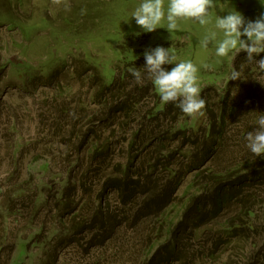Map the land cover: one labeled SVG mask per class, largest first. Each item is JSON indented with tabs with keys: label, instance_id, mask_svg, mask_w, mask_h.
<instances>
[{
	"label": "rangeland",
	"instance_id": "obj_1",
	"mask_svg": "<svg viewBox=\"0 0 264 264\" xmlns=\"http://www.w3.org/2000/svg\"><path fill=\"white\" fill-rule=\"evenodd\" d=\"M143 2L0 0V264H147L172 240L176 254L160 264H264L263 176L241 188L253 207L249 217L238 203H229L195 233L176 229L189 199L208 182L209 170L245 174L246 163L256 169L264 165V156H254L246 146L247 133L256 130L264 113V71L247 56L235 68V50L216 54L224 38L216 18L236 10L255 21L264 14V0H213L209 23L178 19L171 33L166 29L170 0H164L165 18L152 33L132 17ZM213 33L215 39L204 47L201 41ZM157 46L172 48L178 60L197 67L207 109L178 121L175 127L194 132L165 142L177 154L159 167L150 199L137 188L129 194L132 202L122 204L112 181L127 172L134 178L152 163L153 148L145 152L142 141L130 146L140 114L156 101L158 109L165 104L157 93L130 117L113 116L112 127L104 126L99 79L104 75L113 82L121 68ZM234 69L241 76L231 81ZM222 111L227 112L222 141L214 153L196 159L213 116ZM157 124L160 129L174 125L163 119ZM90 130L103 143L110 140L111 149L93 155L100 140L86 142ZM184 146L186 156L180 151ZM156 198H165L164 204H153ZM236 217L244 221L241 236H229L227 225Z\"/></svg>",
	"mask_w": 264,
	"mask_h": 264
},
{
	"label": "trees",
	"instance_id": "obj_2",
	"mask_svg": "<svg viewBox=\"0 0 264 264\" xmlns=\"http://www.w3.org/2000/svg\"><path fill=\"white\" fill-rule=\"evenodd\" d=\"M12 20L16 22V20ZM14 24V23H13ZM264 59V53H261ZM247 56V53L240 52L236 55L234 60V67L243 63L242 59ZM146 66V61L144 58V53L139 54L136 60H132L128 65L120 69V77L115 78L111 83L106 82L104 75H100L101 82V91L99 93V98L102 100L101 107L104 108L106 112V118L102 120L104 126L112 127V117L125 115L130 117L131 114L135 113L136 107L145 99H157L159 97L155 90L154 85L150 80L147 79V74L144 73V79L142 83H137L135 79L130 75V68H138L143 72V68ZM166 68V65H164ZM117 91V95L114 92ZM264 91V88H263ZM206 91L201 95L205 100L204 95ZM227 95L226 97H228ZM159 101H156L155 106L148 112L142 113L141 119L139 121V128L135 129L132 133L133 140L131 141L130 146L133 148L137 141H142L144 144L145 152L150 148H153V152L148 153V159L150 158V163L146 167H143L142 171H138V174L134 175V178L129 179V174H125L122 178H117L111 183V188L117 191L119 197L121 198L122 204H129L132 202L133 196L129 195L135 194L140 188L142 190V197L144 199H150V195L153 194V191L158 188H155L154 183H152L153 177L159 171V167L170 164L173 158L176 156V152L170 151V147L165 145L167 141H175L178 135H187L188 133L194 132L193 128H186L183 125H180V128L175 127L184 116L178 107L173 103H167L162 108L158 109ZM205 111L207 109L206 104L204 107ZM161 119L168 120L173 122L174 125L168 128H158V124L154 125V122H159ZM227 120V112L222 111L218 116H213L212 122H210V128L206 131V143L205 147L201 153V156L196 157H206L208 154L214 153L217 144L219 141H222L224 126ZM219 125V130L215 131L216 126ZM148 128V130H147ZM127 133V132H126ZM93 140H100L99 143L95 144L93 147V155L98 156L107 150L111 149L112 144L110 140H107L106 143L101 141V136L98 135L95 131L90 130L84 138L86 142ZM184 147L180 149L183 156L187 155V152L184 151ZM218 148V147H217ZM179 149V147H177ZM190 156V155H189ZM137 157V155H135ZM172 159V160H171ZM143 164V163H142ZM146 166V164H145ZM260 169L252 168L248 163L244 164L243 170L245 174H242L239 170L234 172H228L226 170H221L219 173L209 170L210 176H208L207 183L201 185V187L196 191L194 195L189 199L188 205L184 210L181 220L177 223L176 229L181 228L180 230L186 232L192 230V232L199 231L200 229L205 228L207 225L212 223L213 220H216L221 216L222 210L229 203H238L241 209L244 211L245 216L251 215L253 207L249 206V203L246 201L241 188L243 184L249 180H255L258 177H264V165H258ZM251 167V168H249ZM249 168V169H248ZM167 170V169H166ZM165 170V171H166ZM171 175L174 176L172 170H169ZM240 181V182H239ZM151 186L154 190H152ZM131 188V189H129ZM130 190V192H129ZM157 196V195H156ZM158 197V196H157ZM129 199V200H128ZM159 198L152 199L153 204H158L161 202ZM148 202V201H147ZM160 203V204H161ZM146 205V203H144ZM155 206V205H154ZM101 208V206H97ZM97 215L94 216L93 221L97 222ZM244 222L240 217H236L231 220L227 225L226 231L230 234L229 236H241L238 234L241 223ZM173 234V233H172ZM175 242L172 240L170 245L164 249L162 252V247H159L157 252L151 257L147 264H160L165 260L167 262L169 259L175 256ZM23 251H25L23 249ZM26 253V252H25Z\"/></svg>",
	"mask_w": 264,
	"mask_h": 264
},
{
	"label": "clouds",
	"instance_id": "obj_3",
	"mask_svg": "<svg viewBox=\"0 0 264 264\" xmlns=\"http://www.w3.org/2000/svg\"><path fill=\"white\" fill-rule=\"evenodd\" d=\"M57 3L58 0H53ZM213 0H170L167 13V30L172 32L178 29L177 20L188 18L200 25L210 22ZM137 25L146 33L157 30V25L165 18L164 0H144L132 13ZM216 27L223 31V39L217 43L216 54L227 56L235 50L247 53L246 61L255 64L264 71V59H255L264 53V14L255 21L246 20L238 11L229 12L216 18ZM246 37V39H244ZM215 39V33L211 38L201 41L204 47ZM146 66L143 72L138 68H130V75L137 83H142L144 73L152 82L155 90L160 95L164 104L173 103L188 117L202 114L206 101L200 95L198 87L197 67L191 61H180L172 48L165 49L157 46L148 49L144 53ZM164 65H174L168 71ZM207 67V66H205ZM243 64L241 65V68ZM241 71L234 69L231 73V81L239 80ZM256 130L249 131L246 136V146L256 156H264V113H260L256 121Z\"/></svg>",
	"mask_w": 264,
	"mask_h": 264
}]
</instances>
